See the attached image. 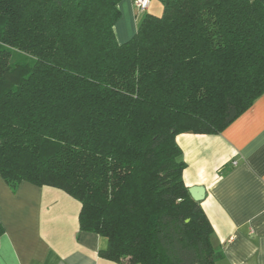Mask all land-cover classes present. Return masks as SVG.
I'll return each instance as SVG.
<instances>
[{
	"label": "trees",
	"instance_id": "1",
	"mask_svg": "<svg viewBox=\"0 0 264 264\" xmlns=\"http://www.w3.org/2000/svg\"><path fill=\"white\" fill-rule=\"evenodd\" d=\"M122 1L0 0V176L77 199L104 259L217 264L176 137L264 95V0H160L119 43Z\"/></svg>",
	"mask_w": 264,
	"mask_h": 264
},
{
	"label": "crops",
	"instance_id": "2",
	"mask_svg": "<svg viewBox=\"0 0 264 264\" xmlns=\"http://www.w3.org/2000/svg\"><path fill=\"white\" fill-rule=\"evenodd\" d=\"M119 43L130 40L160 0L141 12L134 0L119 5ZM176 141L189 187H203L202 207L225 257L217 264H264V95L219 134L186 132ZM81 203L65 191L0 176V264H119L100 256L108 240L81 231Z\"/></svg>",
	"mask_w": 264,
	"mask_h": 264
},
{
	"label": "water",
	"instance_id": "3",
	"mask_svg": "<svg viewBox=\"0 0 264 264\" xmlns=\"http://www.w3.org/2000/svg\"><path fill=\"white\" fill-rule=\"evenodd\" d=\"M189 191L195 201L202 202L204 200L205 189L203 187H192Z\"/></svg>",
	"mask_w": 264,
	"mask_h": 264
},
{
	"label": "built area",
	"instance_id": "4",
	"mask_svg": "<svg viewBox=\"0 0 264 264\" xmlns=\"http://www.w3.org/2000/svg\"><path fill=\"white\" fill-rule=\"evenodd\" d=\"M137 9L141 12H145L149 9L152 0H134Z\"/></svg>",
	"mask_w": 264,
	"mask_h": 264
},
{
	"label": "rangeland",
	"instance_id": "5",
	"mask_svg": "<svg viewBox=\"0 0 264 264\" xmlns=\"http://www.w3.org/2000/svg\"><path fill=\"white\" fill-rule=\"evenodd\" d=\"M160 4H161V2H160ZM158 14H160V16L163 14V6H162V4H161V9H160Z\"/></svg>",
	"mask_w": 264,
	"mask_h": 264
}]
</instances>
